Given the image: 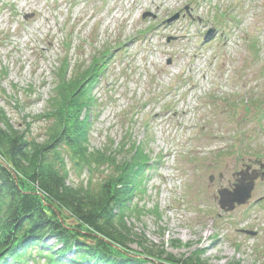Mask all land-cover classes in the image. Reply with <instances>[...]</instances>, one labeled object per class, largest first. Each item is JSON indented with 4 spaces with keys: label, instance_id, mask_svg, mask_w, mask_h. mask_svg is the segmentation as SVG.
<instances>
[{
    "label": "rangeland",
    "instance_id": "obj_1",
    "mask_svg": "<svg viewBox=\"0 0 264 264\" xmlns=\"http://www.w3.org/2000/svg\"><path fill=\"white\" fill-rule=\"evenodd\" d=\"M96 63L89 149L149 160L123 175L138 178L134 234L178 258L264 264V182L219 205L235 172L264 163V0H0V113L15 128L42 138L58 86ZM104 162L68 159L69 184L114 176Z\"/></svg>",
    "mask_w": 264,
    "mask_h": 264
},
{
    "label": "trees",
    "instance_id": "obj_2",
    "mask_svg": "<svg viewBox=\"0 0 264 264\" xmlns=\"http://www.w3.org/2000/svg\"><path fill=\"white\" fill-rule=\"evenodd\" d=\"M101 68L96 63L58 86L42 138L0 113V264H208L198 253L178 258L150 246L129 227L140 213L132 206L138 178L128 183L123 175L133 167L140 173L149 160L138 146L126 160L89 149L90 119L80 122V113L93 107V71ZM68 159L88 172L109 161L115 174L98 185L72 186Z\"/></svg>",
    "mask_w": 264,
    "mask_h": 264
},
{
    "label": "water",
    "instance_id": "obj_3",
    "mask_svg": "<svg viewBox=\"0 0 264 264\" xmlns=\"http://www.w3.org/2000/svg\"><path fill=\"white\" fill-rule=\"evenodd\" d=\"M211 35L213 37L214 32H212ZM249 170L250 169H247L234 174L233 177L235 180V184L233 185V187L230 189H222L221 191H219V204L221 208L226 212H232L235 209L236 204L241 206L246 204L251 199L256 180L258 179V174L256 171L250 174ZM249 234L252 236H256L255 233Z\"/></svg>",
    "mask_w": 264,
    "mask_h": 264
}]
</instances>
